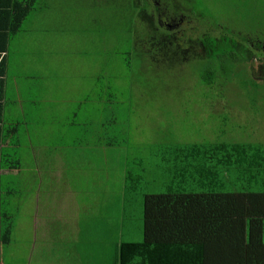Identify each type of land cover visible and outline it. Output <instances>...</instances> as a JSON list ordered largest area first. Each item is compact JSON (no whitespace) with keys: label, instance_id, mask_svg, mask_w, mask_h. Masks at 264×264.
Wrapping results in <instances>:
<instances>
[{"label":"trees","instance_id":"16d2710c","mask_svg":"<svg viewBox=\"0 0 264 264\" xmlns=\"http://www.w3.org/2000/svg\"><path fill=\"white\" fill-rule=\"evenodd\" d=\"M35 1L0 0V73L8 62V39L21 29ZM186 1L184 4L181 0H123V4L143 29L139 31L137 25L136 31H131L135 34L133 49L141 59H159L165 68L166 62L173 68L182 64L181 59L204 60L200 68L203 85L198 88L194 83L191 87L187 79L188 90L202 91L203 101L196 107L199 109L209 106V94L218 91L215 67L217 76L226 80L224 86L234 76L248 75L245 62L264 56V42L248 35L243 41L214 37L206 27L201 33L194 22L200 16L198 9L186 6L193 0ZM166 21L171 26L178 25L170 30ZM251 78L255 85L264 84ZM0 82L1 146L19 131L21 122L14 115L4 118L8 108L3 103L4 81ZM213 114L209 112V116ZM120 128L122 140L116 146L129 153L123 206L126 212L135 207L138 214L144 211L136 222L129 220L128 215L123 217V240L117 244L120 264H264V144L221 141L181 145L164 141L152 153L148 146L139 147V155L132 160L135 153L130 150L129 132L123 124ZM2 156L0 149V164ZM146 157L150 165L145 164ZM152 169L154 178L150 184ZM232 183L238 188L230 189ZM138 194L143 198L137 199ZM130 195L127 206L125 201ZM12 232L11 225L6 231V242ZM102 245L106 247L104 242ZM107 258L114 259V254Z\"/></svg>","mask_w":264,"mask_h":264},{"label":"crops","instance_id":"0c3cea01","mask_svg":"<svg viewBox=\"0 0 264 264\" xmlns=\"http://www.w3.org/2000/svg\"><path fill=\"white\" fill-rule=\"evenodd\" d=\"M12 40L0 80L4 118L21 126L0 146V264H120L123 217L136 222L144 211L124 210L129 153L116 146L117 113L96 84L35 64L23 35L14 65Z\"/></svg>","mask_w":264,"mask_h":264},{"label":"rangeland","instance_id":"374dc122","mask_svg":"<svg viewBox=\"0 0 264 264\" xmlns=\"http://www.w3.org/2000/svg\"><path fill=\"white\" fill-rule=\"evenodd\" d=\"M187 5L198 9L200 16L194 21L192 15L191 21L201 33L206 27L214 37L243 41L248 35L264 42V0H193ZM140 24L131 18L123 0H36L20 31L13 35V63L20 67L23 35L27 53H36L32 60L40 68L49 63L54 70L71 73L68 80L96 84V92L117 104L116 108L108 106L117 113L116 127L123 124L129 132L130 150L135 153L132 160L140 148L148 146L152 153L164 141L181 145L221 141L264 144V84L255 85L251 78L264 83V56L248 59V75L234 76L225 86L224 76H217L215 67L218 91L209 94V106L196 109L204 96L194 90L197 88L188 90L187 79L191 87L203 85L200 68L204 60L181 59L182 64L173 68L166 62L165 68L159 59H141L133 49L135 34L131 32L137 25L142 31ZM46 55L55 56L50 62ZM229 68L232 70L234 63ZM209 112L214 114L209 116ZM144 162L150 165L148 157ZM238 186L232 183L230 189ZM131 198L128 196V203ZM142 198L138 194L137 199Z\"/></svg>","mask_w":264,"mask_h":264},{"label":"flooded vegetation","instance_id":"af4514ba","mask_svg":"<svg viewBox=\"0 0 264 264\" xmlns=\"http://www.w3.org/2000/svg\"><path fill=\"white\" fill-rule=\"evenodd\" d=\"M175 24H177V23H174L173 24V26H171L167 21H166V27H168V25H169V29L171 30V29H174V27H175ZM178 25V24H177Z\"/></svg>","mask_w":264,"mask_h":264}]
</instances>
